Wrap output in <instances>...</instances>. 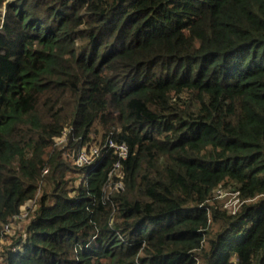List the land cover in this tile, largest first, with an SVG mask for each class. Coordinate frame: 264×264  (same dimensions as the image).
Returning a JSON list of instances; mask_svg holds the SVG:
<instances>
[{
  "label": "trees",
  "instance_id": "obj_1",
  "mask_svg": "<svg viewBox=\"0 0 264 264\" xmlns=\"http://www.w3.org/2000/svg\"><path fill=\"white\" fill-rule=\"evenodd\" d=\"M29 202L0 264H264V0H0V240Z\"/></svg>",
  "mask_w": 264,
  "mask_h": 264
},
{
  "label": "rangeland",
  "instance_id": "obj_2",
  "mask_svg": "<svg viewBox=\"0 0 264 264\" xmlns=\"http://www.w3.org/2000/svg\"><path fill=\"white\" fill-rule=\"evenodd\" d=\"M64 142V138L58 140V145ZM216 199H218L223 207V209L228 212H235L239 206L238 199L234 192L227 190L225 188H220L216 192ZM28 205H33L31 202L27 203L26 207L22 209L23 218L15 220L12 223V227L10 231L6 232V235L0 240V249H5L13 243L15 239L24 234L25 229V217H26V209ZM30 206V207H31Z\"/></svg>",
  "mask_w": 264,
  "mask_h": 264
},
{
  "label": "built area",
  "instance_id": "obj_3",
  "mask_svg": "<svg viewBox=\"0 0 264 264\" xmlns=\"http://www.w3.org/2000/svg\"><path fill=\"white\" fill-rule=\"evenodd\" d=\"M109 143L111 146H114V143L112 141H110ZM118 149L121 156L126 155V148L123 145H120ZM98 153V148L91 149L90 153H88L85 149H82L75 161L77 164L82 166L92 164V162L94 161L93 159L98 155Z\"/></svg>",
  "mask_w": 264,
  "mask_h": 264
}]
</instances>
